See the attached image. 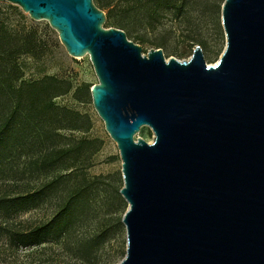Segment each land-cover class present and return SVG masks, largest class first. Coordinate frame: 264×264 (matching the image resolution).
Masks as SVG:
<instances>
[{
  "label": "water",
  "instance_id": "95a60500",
  "mask_svg": "<svg viewBox=\"0 0 264 264\" xmlns=\"http://www.w3.org/2000/svg\"><path fill=\"white\" fill-rule=\"evenodd\" d=\"M90 55L92 100L122 158L119 264H264V0H224L215 64L143 52L94 0H1ZM145 126L152 142L137 133Z\"/></svg>",
  "mask_w": 264,
  "mask_h": 264
},
{
  "label": "rangeland",
  "instance_id": "374dc122",
  "mask_svg": "<svg viewBox=\"0 0 264 264\" xmlns=\"http://www.w3.org/2000/svg\"><path fill=\"white\" fill-rule=\"evenodd\" d=\"M158 2L175 8L157 7ZM94 3L107 14L104 27L124 30L144 53L161 48L168 59L187 60L200 45L206 62L215 64L226 44L223 0ZM16 6L43 39L38 70L32 58L22 60L26 78L45 71L81 90L78 99L73 92L56 99L59 109L45 113L43 130L36 126L32 132L34 142L28 141L21 157L8 160L10 169L0 172V197L6 203L0 205V264H119L127 249L122 217L129 204L120 193L124 177L118 144L93 104L91 88L99 79L90 55L71 56L48 20H35ZM2 84L0 79V125L10 110ZM25 135L21 140H28ZM136 137L152 142L154 133L145 126ZM37 226L44 227L42 242L20 245L18 233Z\"/></svg>",
  "mask_w": 264,
  "mask_h": 264
},
{
  "label": "trees",
  "instance_id": "16d2710c",
  "mask_svg": "<svg viewBox=\"0 0 264 264\" xmlns=\"http://www.w3.org/2000/svg\"><path fill=\"white\" fill-rule=\"evenodd\" d=\"M160 6L175 8L170 2H158L157 7ZM42 41L39 27L29 21L18 6L0 0V79L6 90L4 100L10 106L0 125V172L6 173L10 169L8 160L14 156L20 158L28 141L34 142L32 132L36 126L39 133L43 130L45 113L59 109L56 105L58 97L73 92L76 99L80 98V86L74 87L71 81L45 71L31 79L26 78L27 65L22 60L32 58L37 69L43 52ZM23 134L29 137L28 140H21ZM1 204H6L3 196L0 197ZM43 230L44 227L37 226L30 232L21 231L18 233L20 245L41 243ZM31 232L35 236L33 239H30Z\"/></svg>",
  "mask_w": 264,
  "mask_h": 264
}]
</instances>
